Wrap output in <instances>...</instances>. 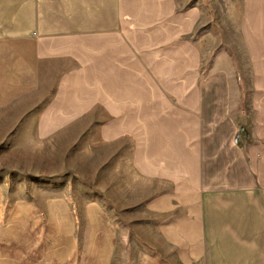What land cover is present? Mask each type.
I'll use <instances>...</instances> for the list:
<instances>
[{
	"label": "crops",
	"instance_id": "obj_1",
	"mask_svg": "<svg viewBox=\"0 0 264 264\" xmlns=\"http://www.w3.org/2000/svg\"><path fill=\"white\" fill-rule=\"evenodd\" d=\"M0 87L36 96L12 118L146 135L181 264H264V0H0Z\"/></svg>",
	"mask_w": 264,
	"mask_h": 264
},
{
	"label": "rangeland",
	"instance_id": "obj_2",
	"mask_svg": "<svg viewBox=\"0 0 264 264\" xmlns=\"http://www.w3.org/2000/svg\"><path fill=\"white\" fill-rule=\"evenodd\" d=\"M11 91L0 93V264H181L162 223L175 186L142 160L147 136L117 145L99 119L12 118L36 96Z\"/></svg>",
	"mask_w": 264,
	"mask_h": 264
},
{
	"label": "built area",
	"instance_id": "obj_3",
	"mask_svg": "<svg viewBox=\"0 0 264 264\" xmlns=\"http://www.w3.org/2000/svg\"><path fill=\"white\" fill-rule=\"evenodd\" d=\"M244 131H245L244 129H241V130L235 132V137H234V142L235 143H238L239 142L241 133L244 132Z\"/></svg>",
	"mask_w": 264,
	"mask_h": 264
}]
</instances>
